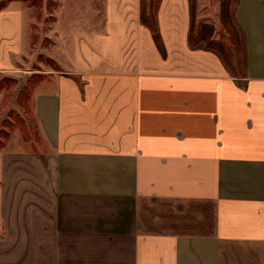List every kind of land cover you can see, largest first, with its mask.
Wrapping results in <instances>:
<instances>
[{
    "label": "crops",
    "instance_id": "0c3cea01",
    "mask_svg": "<svg viewBox=\"0 0 264 264\" xmlns=\"http://www.w3.org/2000/svg\"><path fill=\"white\" fill-rule=\"evenodd\" d=\"M227 1L236 71L192 47L191 0L160 1L164 49L140 0L63 20L62 68L43 71L24 12L0 10V73L38 78L47 151L1 165L0 264H264V0Z\"/></svg>",
    "mask_w": 264,
    "mask_h": 264
},
{
    "label": "rangeland",
    "instance_id": "374dc122",
    "mask_svg": "<svg viewBox=\"0 0 264 264\" xmlns=\"http://www.w3.org/2000/svg\"><path fill=\"white\" fill-rule=\"evenodd\" d=\"M160 1L140 0V6L142 22L156 35L159 48L164 49L156 32ZM106 5L107 0H0V10L16 6L24 12L27 55L31 59L28 64L36 71L62 68L60 60L64 57L57 39L60 22L64 20L65 27H69L70 23L77 21L78 24L81 20L83 31L92 27L90 21L101 25ZM191 12L192 47L211 49L226 62L230 71L239 65L241 69L244 52L241 46L235 48L236 39L241 41L242 36L234 20L233 3L191 0ZM22 77V74L0 73V169L1 165L19 169L30 167L35 165V160H44L47 152L33 112L34 92L39 80L31 76L22 80Z\"/></svg>",
    "mask_w": 264,
    "mask_h": 264
}]
</instances>
